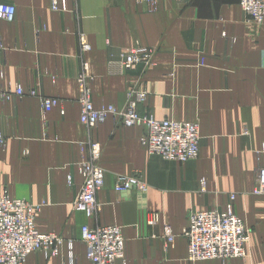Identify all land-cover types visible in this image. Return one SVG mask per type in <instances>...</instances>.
<instances>
[{
    "label": "crops",
    "instance_id": "0c3cea01",
    "mask_svg": "<svg viewBox=\"0 0 264 264\" xmlns=\"http://www.w3.org/2000/svg\"><path fill=\"white\" fill-rule=\"evenodd\" d=\"M1 1L16 7L13 20L0 19L3 87L36 95L0 103V192L42 205L36 228L65 239L59 255L34 252L24 264H91L84 224L123 228L125 258L113 264H264V195L253 193L264 165V22L248 23L240 0H58L57 10L53 0ZM133 45L155 48L153 64L111 73L110 63ZM83 62L95 75V107L123 109L129 89L146 90L140 112L199 123V156L152 155L141 127L111 116L93 128L81 123ZM42 97L60 102L45 112ZM89 141L101 144L105 170L101 209L91 217L73 207ZM134 174L149 185L145 197L114 189L119 175ZM230 207L250 230L247 257L190 261L183 234L190 213ZM165 225L176 235L170 245Z\"/></svg>",
    "mask_w": 264,
    "mask_h": 264
},
{
    "label": "built area",
    "instance_id": "2783aa9c",
    "mask_svg": "<svg viewBox=\"0 0 264 264\" xmlns=\"http://www.w3.org/2000/svg\"><path fill=\"white\" fill-rule=\"evenodd\" d=\"M247 22L262 25L264 22V0H240ZM53 8L58 9V0H53ZM16 14L15 5L0 0V19L13 20ZM82 51L90 49L89 44L81 39ZM156 49L142 45H133L122 49L120 59L111 62L109 70L113 74H124V71L143 63L153 64ZM4 68L0 60V103L13 96L23 98L36 95L35 91H25L22 87H3ZM95 79L87 62L78 76L79 103L81 105V123L93 128L108 117L120 119L128 127L139 126L143 129L141 144L147 147L152 155L166 160L186 162L196 159L200 154V125L193 121L175 119H158L148 113H142L139 105L147 99L148 92L131 88L127 92L126 107L118 109L114 104L101 108L95 107L92 99V83ZM45 112L51 111L60 102L58 97H42ZM0 144H6V136L0 124ZM85 155L77 163L83 184L73 207L91 217L98 213L101 206L97 194L105 185V170L100 165L102 146L97 141H89L81 146ZM72 183V175H68ZM114 189L118 193L135 190L140 197H145L149 185L138 174L119 175ZM253 193L264 195V165L257 169ZM234 197V196H232ZM42 205L34 204L24 198L11 196L7 191L0 192V264H24L28 256L42 251L47 255L57 256L64 237L56 233H42L35 225V216ZM148 224L158 222L153 214ZM166 244L175 240V233L170 225L164 227ZM188 240V259L190 261L209 259L246 258L247 244L250 241V230L243 219L232 207L225 211L211 209L192 211L189 215V226L183 231ZM81 241L86 246L87 257L91 264H113L125 258V238L120 225L84 224L81 230ZM72 242V241H71ZM71 260L75 257L71 255Z\"/></svg>",
    "mask_w": 264,
    "mask_h": 264
},
{
    "label": "rangeland",
    "instance_id": "374dc122",
    "mask_svg": "<svg viewBox=\"0 0 264 264\" xmlns=\"http://www.w3.org/2000/svg\"><path fill=\"white\" fill-rule=\"evenodd\" d=\"M240 5H241V4H240ZM149 219H150V220H152V219H153V217H150ZM149 219H148V220H149ZM153 224H155V223H153ZM153 224H150V225H153Z\"/></svg>",
    "mask_w": 264,
    "mask_h": 264
}]
</instances>
